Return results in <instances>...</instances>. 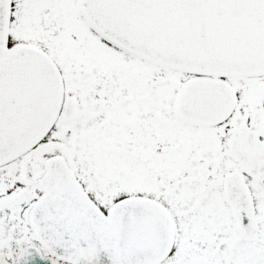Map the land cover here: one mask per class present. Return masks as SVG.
<instances>
[{
    "label": "snow or ice",
    "instance_id": "6c2138e0",
    "mask_svg": "<svg viewBox=\"0 0 264 264\" xmlns=\"http://www.w3.org/2000/svg\"><path fill=\"white\" fill-rule=\"evenodd\" d=\"M0 264H264V0H0Z\"/></svg>",
    "mask_w": 264,
    "mask_h": 264
}]
</instances>
